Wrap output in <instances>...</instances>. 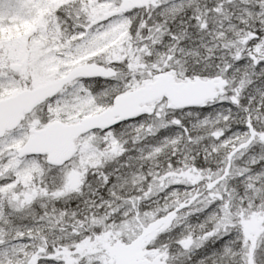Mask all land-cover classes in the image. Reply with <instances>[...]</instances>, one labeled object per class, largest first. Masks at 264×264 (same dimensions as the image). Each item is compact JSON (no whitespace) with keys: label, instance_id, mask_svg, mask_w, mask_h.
<instances>
[{"label":"snow or ice","instance_id":"1","mask_svg":"<svg viewBox=\"0 0 264 264\" xmlns=\"http://www.w3.org/2000/svg\"><path fill=\"white\" fill-rule=\"evenodd\" d=\"M0 264H264V0H0Z\"/></svg>","mask_w":264,"mask_h":264}]
</instances>
